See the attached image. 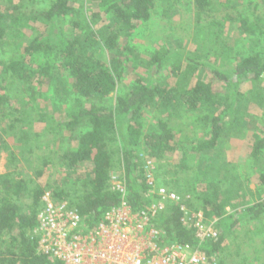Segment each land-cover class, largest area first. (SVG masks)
Listing matches in <instances>:
<instances>
[{
	"label": "trees",
	"instance_id": "obj_1",
	"mask_svg": "<svg viewBox=\"0 0 264 264\" xmlns=\"http://www.w3.org/2000/svg\"><path fill=\"white\" fill-rule=\"evenodd\" d=\"M5 1V9L0 5L1 72L16 80L32 99L41 92L35 84L38 79L42 82V77L56 84L55 98L58 102L65 100V93L78 99L76 107L68 109L59 119H51L47 126L70 128L75 133L76 147L61 149L58 157L70 174L76 176L72 185L78 191L73 196L64 191L55 192V195L70 199L91 224L98 223L125 199L135 208L144 207L152 199L144 161L139 160L136 152L144 146L149 157L163 159L175 151L176 133L164 118L145 129L143 116L147 109L156 108L176 116L196 114L197 123L204 127L206 137L201 138L195 148L198 152H214L219 148L225 128L229 127L234 134L246 128L249 113L241 108L245 94L264 96V51L252 50L238 59L237 48L222 40L223 20L211 19L206 27L210 48L203 52H156L147 62L151 79L132 85L111 106L106 102L116 91L127 60L128 49L122 48L121 38L131 35L138 23L151 20L157 0H101L111 13L110 22L98 31L70 36L61 27V22L73 10L70 0H50L46 7L27 6L25 0ZM32 1L35 3L37 0ZM195 2L200 18L209 1ZM252 15L241 17L240 22L246 24L249 33L258 37L255 41L259 45L264 40V0L262 12ZM35 22H43L46 30L24 45L29 32L35 30ZM12 44L20 53L3 58L1 54ZM97 45L110 55L109 65L96 53ZM28 56L42 57L44 65L40 63L37 69L32 68ZM56 61L65 77L51 73ZM173 62L174 72L181 79L174 85L159 84L157 76ZM204 68L211 71L213 78L205 80L198 77L194 80L195 73ZM250 81L254 87L248 88L246 84ZM219 85L224 88L220 89ZM12 98L0 77V124L12 120L11 128L20 124L18 127L23 130L27 120L23 118L24 113L13 106ZM255 120L258 124L249 162L260 174L257 195L246 185L249 176L240 171L239 164L223 158L207 163L205 168L202 167L201 184H196L197 175L196 180H191V196L189 194L185 202L190 209L202 211L206 218H218L220 234L217 239L201 241L196 230L187 228L182 222L181 206L169 202L160 214L162 223L159 226L165 232L163 243L198 244L208 251H217L241 219H259L264 214V125L259 123V118L255 117ZM120 130L122 152L119 154L127 185L125 195L111 188L110 184L116 151L112 148L117 140L115 135ZM2 131L3 128L0 131V152L7 148ZM10 152L9 157L14 164L17 155ZM85 166V174L80 173L79 169H85ZM32 193L33 204L29 209L16 200ZM43 194V190L33 186L29 180L17 178L10 165L4 172L0 168V264H63L42 252L38 240L30 233L37 225ZM249 195L255 197L254 201L248 200ZM198 201L202 202L201 207L196 205ZM229 207L234 209L233 213L228 211ZM16 229L18 234L12 236L14 242L7 243L6 234Z\"/></svg>",
	"mask_w": 264,
	"mask_h": 264
},
{
	"label": "rangeland",
	"instance_id": "obj_2",
	"mask_svg": "<svg viewBox=\"0 0 264 264\" xmlns=\"http://www.w3.org/2000/svg\"><path fill=\"white\" fill-rule=\"evenodd\" d=\"M208 1L206 10L199 18L195 0H157L151 20L146 23H138L131 35L121 38L122 48L128 49L127 52L125 51L127 60L118 87L106 104L114 106L117 98L132 85L140 80L147 82L151 79L152 73L147 62L156 52L163 50L168 52L176 50L203 52L210 48L206 27L211 19L223 20L222 40L237 48L238 59L252 50L264 51V40L257 45L255 39L258 37L249 33L246 24L240 22V18L243 16L251 17L253 13L262 12V0ZM24 2L27 6L46 7L50 0H37L35 3L32 0H25ZM70 4L73 10L61 22L62 29L69 36L80 35L86 31H98L110 22L111 13L107 6L101 4V0H70ZM0 5L5 9L7 3L5 0H0ZM34 26L35 30L30 31L24 39V45L28 44L32 37L46 30L43 22H35ZM99 45H97L96 53L109 65L110 55L104 52ZM14 46L13 44L9 45L7 51H4L1 56L6 58L19 54L20 51L14 49ZM27 60L35 69L38 64L45 62L39 56H28ZM55 64L56 67L51 69V73L65 77L62 69L59 68V63L56 61ZM185 66L183 67L185 68ZM1 69L2 66H0V77L3 79V85L10 90L13 96V106L23 112V118L27 120L23 130L18 127L20 124L11 128L12 120H5L0 124V131L3 128L1 134L7 145V148L0 152L1 171H6L10 165L17 178L29 180L33 186L40 187L44 193L46 191L54 193L64 191L70 193L71 196L75 195L78 190L72 184L75 182L76 176L71 175L67 167L62 165L59 160L61 149L76 147L75 133L70 128L48 127L47 122L53 118L59 119L68 109L76 107L79 104L77 97L65 93V100L58 102L55 98L56 84L48 80L47 77H42L47 80L45 79V82L43 79L42 82H39L40 79L37 80L35 86L41 92H38L36 99H32L28 91H23L21 85L10 75L2 73ZM174 69L175 62L167 65L157 76V82L161 85L176 84L181 77L176 75ZM198 77L211 80L213 75L208 68H204L198 70L192 78L196 80ZM246 86L254 87V83L247 82ZM219 88L223 89L224 87L219 85ZM40 94L42 95L40 96ZM244 99L241 108L249 113L246 128L239 129L237 134H234L229 127L225 128L219 148H216L214 152H198L195 148L199 140L206 137L204 127L197 123L196 114L183 113L176 116L168 111L156 110V108L147 109L143 116L145 129L157 124L159 118H164L176 133L174 141L176 149L163 159L154 160L149 157L144 146H140L136 152L139 160L144 161L143 168L148 157L154 161L150 165L151 167L146 169L151 174L148 179L154 181L153 188L150 190L157 191L161 187L166 188L170 192H176L185 201L190 194L191 180H196L198 176L196 184L199 186L203 174L201 172H204L203 168L207 166V163L223 158V160L239 164L240 171L249 176L246 185L257 195L256 188L261 183L260 174L256 172L257 168L252 167L249 160L255 126L258 124L255 117L259 118V123L264 125V96L246 93ZM117 133L115 135L117 140L112 148L116 151L110 180L111 188L117 187L122 181L126 182L119 154L122 152L121 130ZM9 150L14 151L17 155L14 164L9 157L11 153ZM79 171L85 174L86 166L85 169H79ZM150 194L152 199L160 200V195L155 192ZM247 198L250 201L255 199L251 195ZM16 200L23 207L29 209L33 204V193L21 199L16 198ZM169 202L174 201H167L166 208ZM196 205L201 207L202 202L198 201ZM190 210L195 214L200 213L194 209ZM228 211L233 213L234 209L229 207ZM154 222L158 225L162 223L160 215L154 219ZM186 222L185 225L195 229L197 233L217 232L221 226L218 224V218H206L205 214L198 227L192 225V219L191 224L187 219ZM16 234H18V229L6 234L7 243L14 242L12 236H16ZM216 253H218L219 264H264V214L259 219H241L237 226L227 234L225 241Z\"/></svg>",
	"mask_w": 264,
	"mask_h": 264
},
{
	"label": "built area",
	"instance_id": "obj_3",
	"mask_svg": "<svg viewBox=\"0 0 264 264\" xmlns=\"http://www.w3.org/2000/svg\"><path fill=\"white\" fill-rule=\"evenodd\" d=\"M152 163L149 157L145 161L146 182L149 193L160 195V200L151 199L144 207L135 208L125 199L95 225L71 200L46 191L41 198L37 225L30 232L38 240L40 250L63 264H219L216 251L198 244L163 243L165 232L154 219L164 212L167 201L181 206L184 225L186 219L190 224L192 219L194 227L200 226L204 213H193L176 192L162 187L150 190L154 181L148 179L151 174L146 169ZM113 189L127 194L125 181ZM219 234L220 230L197 233L201 241L217 239Z\"/></svg>",
	"mask_w": 264,
	"mask_h": 264
}]
</instances>
